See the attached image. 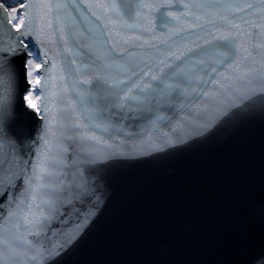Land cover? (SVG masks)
I'll return each mask as SVG.
<instances>
[{"label":"snow or ice","instance_id":"snow-or-ice-1","mask_svg":"<svg viewBox=\"0 0 264 264\" xmlns=\"http://www.w3.org/2000/svg\"><path fill=\"white\" fill-rule=\"evenodd\" d=\"M257 117L264 0H0V264H59L126 169Z\"/></svg>","mask_w":264,"mask_h":264},{"label":"water","instance_id":"water-1","mask_svg":"<svg viewBox=\"0 0 264 264\" xmlns=\"http://www.w3.org/2000/svg\"><path fill=\"white\" fill-rule=\"evenodd\" d=\"M262 170L259 117L159 165L128 168L59 264H248L264 249Z\"/></svg>","mask_w":264,"mask_h":264},{"label":"rangeland","instance_id":"rangeland-1","mask_svg":"<svg viewBox=\"0 0 264 264\" xmlns=\"http://www.w3.org/2000/svg\"><path fill=\"white\" fill-rule=\"evenodd\" d=\"M33 102L36 103L37 101L34 100Z\"/></svg>","mask_w":264,"mask_h":264},{"label":"bare ground","instance_id":"bare-ground-1","mask_svg":"<svg viewBox=\"0 0 264 264\" xmlns=\"http://www.w3.org/2000/svg\"><path fill=\"white\" fill-rule=\"evenodd\" d=\"M34 103V102H33Z\"/></svg>","mask_w":264,"mask_h":264}]
</instances>
